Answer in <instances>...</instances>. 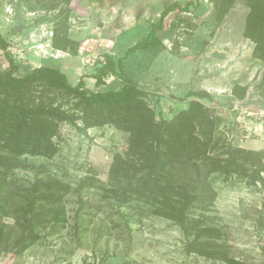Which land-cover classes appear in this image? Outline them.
I'll return each instance as SVG.
<instances>
[{
	"label": "rangeland",
	"instance_id": "obj_1",
	"mask_svg": "<svg viewBox=\"0 0 264 264\" xmlns=\"http://www.w3.org/2000/svg\"><path fill=\"white\" fill-rule=\"evenodd\" d=\"M189 1V11L167 15L156 43L128 52L168 4ZM250 10V0H0V33L19 64L17 76L48 65L74 85L86 76L89 90H119L118 77L99 87L91 77L109 53L122 58L129 79L145 89L157 121H173L198 100L222 116L219 129L229 142L264 154V59L258 55L264 40L244 33ZM65 43L66 49L56 47ZM8 68L0 48V72ZM58 103L75 123H59L56 153L23 154L8 175L20 186L48 176L69 185L67 228L20 255L0 253V264H225L187 253L182 228L152 213L150 204L114 197L109 188L125 184L110 179V168L129 134L113 122L85 126L73 96L60 94ZM102 114L89 112L93 120ZM209 181L214 199L192 207L188 223L221 227L232 257L264 264V185L223 173ZM82 198L87 202L80 208Z\"/></svg>",
	"mask_w": 264,
	"mask_h": 264
},
{
	"label": "trees",
	"instance_id": "obj_2",
	"mask_svg": "<svg viewBox=\"0 0 264 264\" xmlns=\"http://www.w3.org/2000/svg\"><path fill=\"white\" fill-rule=\"evenodd\" d=\"M191 4H168L146 38L128 52L156 43L167 15L176 10L189 11ZM250 6L244 33L255 42H263L264 0H250ZM70 40L66 37L67 42ZM56 47L66 49L67 45ZM0 48L9 63V68L0 72V253L20 255L45 235H56L67 228L64 198L71 191L69 185L48 176L20 186L8 175L19 167L18 157L23 154L56 153L53 139L59 123H75L58 103L60 94H65L79 100L85 126L113 122L129 134L126 149L115 153L110 168V179L117 185L125 184L109 188L114 197L123 202L141 200L152 206V213L173 220L186 236L184 249L189 254L225 264H249L231 256L221 227L189 224L187 219L196 204L214 199L209 181L212 174L235 175L264 185L263 152L229 142L219 129L222 116L192 100L173 121H157L143 99L145 89L129 79L122 58L115 59L109 53L91 77L98 87L105 84L108 76L120 78L123 86L119 90L94 91L87 87L86 76L74 85L61 69L48 65L17 76L19 64L1 33ZM76 51L75 48L73 53ZM258 55L264 59V51ZM99 110L106 111V115L90 118L89 112ZM86 180L83 187L88 185ZM86 202L82 198L80 208ZM260 223L264 226L263 221Z\"/></svg>",
	"mask_w": 264,
	"mask_h": 264
}]
</instances>
